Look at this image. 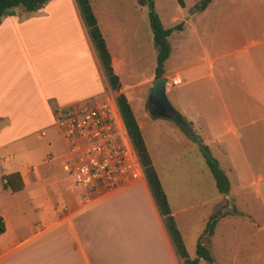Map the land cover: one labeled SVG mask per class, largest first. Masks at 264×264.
Wrapping results in <instances>:
<instances>
[{
  "label": "crops",
  "instance_id": "crops-1",
  "mask_svg": "<svg viewBox=\"0 0 264 264\" xmlns=\"http://www.w3.org/2000/svg\"><path fill=\"white\" fill-rule=\"evenodd\" d=\"M89 2L119 78L120 93L130 104L122 83V67L146 42L153 43L148 11H145V20L142 15L145 6H139L136 0ZM178 2L183 10L184 1ZM193 7L188 9L186 28L198 12ZM173 21H177V17H173ZM169 58L170 55L163 66L162 77L166 79ZM188 59L192 62L175 72L173 78L182 77L185 82L176 88L165 85L164 92L203 146L207 147L206 141L218 146L220 136L235 134L238 130L247 143L261 141L264 135V61L218 63V57L211 58L203 49ZM133 73L131 69L124 71L126 77ZM155 79L153 74L144 83L149 86V92ZM179 87L183 95L173 94L168 98V94ZM112 93L117 94L108 87L75 0H49L34 13L15 12L2 19L1 156L32 135L38 139L46 137L44 131L55 124L58 109L75 103L94 105L105 101ZM214 100L218 104L212 115L210 103ZM234 139L239 145V136L235 134ZM223 144L226 150V143ZM263 151L262 147L260 153ZM65 157L66 154L64 160ZM263 159L260 155L253 165L248 164V170L257 168L253 186L257 197L264 199ZM13 174L20 176L23 187L17 192L6 190L25 198L23 205L13 209L0 208L5 223V231L0 235V264H181L145 178L142 183L101 192L92 198L83 192L72 204L58 206L57 197L49 190L31 188L35 178L17 171L4 176ZM163 191L165 193L164 188ZM230 193L231 189L225 199L232 202ZM168 204L170 207L169 201ZM262 204L264 212V200ZM259 223L253 222V226L260 228ZM213 235L206 243L208 249Z\"/></svg>",
  "mask_w": 264,
  "mask_h": 264
},
{
  "label": "rangeland",
  "instance_id": "rangeland-1",
  "mask_svg": "<svg viewBox=\"0 0 264 264\" xmlns=\"http://www.w3.org/2000/svg\"><path fill=\"white\" fill-rule=\"evenodd\" d=\"M183 1L181 10L178 0H153L154 12L163 28L183 23L182 31H174L168 37L171 48L166 64L168 84H171L175 72L192 62L188 57L196 55L201 49L211 58L218 57V63L233 65L249 59L264 61V0H212L205 11L194 14L187 28L188 9L198 0ZM16 10L18 14L25 15L21 8ZM143 11L146 20L145 11L148 8L145 6ZM173 17H177V21H173ZM131 56L133 58L124 63L122 70L131 69L135 73L129 77L124 75V71L121 73L123 87L130 98V105L170 203L177 229L182 234L188 257H196L197 240L207 223L227 208L230 209L232 204L235 212L221 217L215 225L209 253L216 264H264V199L257 197L253 186L258 176L255 173L257 168L248 170V164L253 165L260 155L264 157V151L260 153V149H264V135L258 143H247L242 131L238 130L235 134L239 136L240 147L234 139L235 134L231 133L220 136L218 146L206 141L212 157L229 179L232 202L226 200L217 191L198 143L171 120L153 117L147 112L149 86L144 83L154 74V43L146 42L140 51ZM129 87L133 89L128 90ZM173 94L182 96L183 92L179 87L168 94V98ZM109 95L115 99V94ZM216 104L215 100L210 103L212 115L215 114ZM44 132L46 137L38 139L32 135L26 142L0 155V208L13 209L23 205L25 197L22 194L15 197L1 186V177L16 171L35 178L31 188L44 187L49 190L57 197L58 206L70 205L83 194L74 186L72 177L63 171V157L67 150L57 126L54 124ZM223 142L226 143V150ZM5 158L11 160L6 161ZM94 196L89 194L88 198ZM256 221L260 222V228L253 226ZM199 264L207 263L201 260Z\"/></svg>",
  "mask_w": 264,
  "mask_h": 264
},
{
  "label": "trees",
  "instance_id": "trees-1",
  "mask_svg": "<svg viewBox=\"0 0 264 264\" xmlns=\"http://www.w3.org/2000/svg\"><path fill=\"white\" fill-rule=\"evenodd\" d=\"M48 1L49 0H0V23L3 18L15 15L17 8H21L23 11L28 13H34ZM136 2L139 6H146L148 8L149 26L152 31L153 43L156 49L154 75L155 78L158 79L163 76L164 62L168 59L171 51L168 37L174 31L181 30L182 23L165 29L163 28L158 15L154 12L153 0H136ZM210 2L211 0H199L193 9L201 12L208 7ZM75 3L80 13L82 22L86 28L90 42L95 50L108 87L111 91L117 93L115 96L117 107L143 169L144 178L151 198L156 206L159 216L162 219V223L176 256L181 260V264H198L199 260H203L207 264H216L214 258L209 253L206 243H208L210 237L213 235L217 221L221 219V217H224L231 212H235L234 206H231L232 209L230 211H224V213L220 216L212 218L207 223L202 235L197 240L196 257L194 259H190L186 253L181 234L177 229L166 194L163 191L160 180L153 166L133 111L125 95L120 93V81L112 67L111 55L106 47L105 40L97 24V20L92 12L90 2L89 0H75ZM179 128L189 137L188 133L184 129L181 127ZM194 142L196 141L194 140ZM200 152L209 173L214 179L217 191L224 196L228 195L230 191V183L225 172L219 167L216 159H214L210 154H207L209 153L207 147H204L203 150L200 149ZM1 186L5 190L10 189L12 192H17L22 189L23 184L20 176L18 174H13L1 177ZM228 207H230L229 202ZM4 231L5 223L3 218L0 216V235L3 234Z\"/></svg>",
  "mask_w": 264,
  "mask_h": 264
},
{
  "label": "built area",
  "instance_id": "built-area-1",
  "mask_svg": "<svg viewBox=\"0 0 264 264\" xmlns=\"http://www.w3.org/2000/svg\"><path fill=\"white\" fill-rule=\"evenodd\" d=\"M181 82L175 78L166 86ZM54 121L67 150L62 168L75 187L98 194L142 183L143 169L114 97L67 105L57 110Z\"/></svg>",
  "mask_w": 264,
  "mask_h": 264
},
{
  "label": "water",
  "instance_id": "water-1",
  "mask_svg": "<svg viewBox=\"0 0 264 264\" xmlns=\"http://www.w3.org/2000/svg\"><path fill=\"white\" fill-rule=\"evenodd\" d=\"M166 83L167 79L165 77L155 79L151 83L147 102L148 113L153 117L168 119L177 124L179 127L184 129L188 133L189 137L193 141L195 140L200 149L203 150L204 146L200 138H198L191 128L185 123L181 114L169 103L164 92Z\"/></svg>",
  "mask_w": 264,
  "mask_h": 264
}]
</instances>
